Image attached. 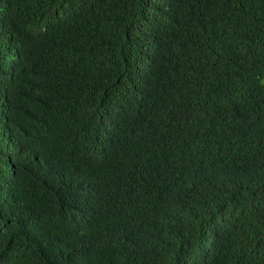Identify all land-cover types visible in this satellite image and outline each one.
I'll list each match as a JSON object with an SVG mask.
<instances>
[{"label":"trees","instance_id":"16d2710c","mask_svg":"<svg viewBox=\"0 0 264 264\" xmlns=\"http://www.w3.org/2000/svg\"><path fill=\"white\" fill-rule=\"evenodd\" d=\"M0 264H264V0H0Z\"/></svg>","mask_w":264,"mask_h":264}]
</instances>
